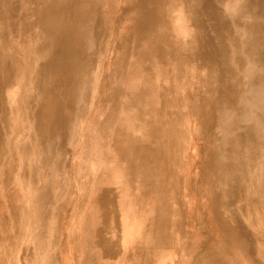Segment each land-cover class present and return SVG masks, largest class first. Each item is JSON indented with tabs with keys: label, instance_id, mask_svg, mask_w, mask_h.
I'll return each mask as SVG.
<instances>
[{
	"label": "rangeland",
	"instance_id": "obj_1",
	"mask_svg": "<svg viewBox=\"0 0 264 264\" xmlns=\"http://www.w3.org/2000/svg\"><path fill=\"white\" fill-rule=\"evenodd\" d=\"M0 264H264V0H0Z\"/></svg>",
	"mask_w": 264,
	"mask_h": 264
},
{
	"label": "crops",
	"instance_id": "obj_2",
	"mask_svg": "<svg viewBox=\"0 0 264 264\" xmlns=\"http://www.w3.org/2000/svg\"><path fill=\"white\" fill-rule=\"evenodd\" d=\"M49 3V2H48ZM47 3V5H48ZM47 5H46V11H47ZM49 10H50V6H49ZM46 11H43L41 16L37 17V26L41 29L42 31V39H41V43H42V48L41 51H43V46H44V41L43 39L46 37L47 33H48V17L47 16H62L60 13L58 14H52L51 12H47L45 14ZM45 16V18L43 19V17ZM42 20L44 23L46 24H42ZM40 51V52H41ZM41 64V63H40ZM39 64V65H40ZM37 81V77L35 78V82Z\"/></svg>",
	"mask_w": 264,
	"mask_h": 264
},
{
	"label": "bare ground",
	"instance_id": "obj_3",
	"mask_svg": "<svg viewBox=\"0 0 264 264\" xmlns=\"http://www.w3.org/2000/svg\"><path fill=\"white\" fill-rule=\"evenodd\" d=\"M143 243V242H142ZM173 262V261H172Z\"/></svg>",
	"mask_w": 264,
	"mask_h": 264
}]
</instances>
